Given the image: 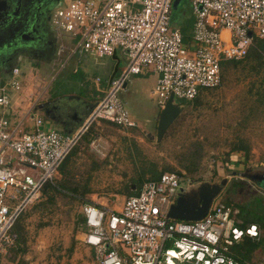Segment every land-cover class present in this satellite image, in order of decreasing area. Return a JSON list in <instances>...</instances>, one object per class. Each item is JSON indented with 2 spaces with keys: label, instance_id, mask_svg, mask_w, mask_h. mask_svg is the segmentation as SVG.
I'll use <instances>...</instances> for the list:
<instances>
[{
  "label": "built area",
  "instance_id": "2783aa9c",
  "mask_svg": "<svg viewBox=\"0 0 264 264\" xmlns=\"http://www.w3.org/2000/svg\"><path fill=\"white\" fill-rule=\"evenodd\" d=\"M174 0H68L49 18L55 29L73 39L68 49L96 56L119 50L126 64L110 80L81 125L65 135L44 128L36 117L30 130L18 132L0 116V255L16 246L14 224L26 207L52 183L57 168L90 126L100 120L135 127L117 95L132 75L150 68L156 75L152 94L163 107L172 95L192 100L202 89L221 84V61L243 59L255 38L264 39V0H189L194 17L191 43L172 24ZM61 43L60 52L66 51ZM70 52V53H71ZM24 76L11 69L8 85L18 90ZM7 87H0L6 107ZM184 171H165L145 180L119 209L84 200L82 241L99 264H249L236 259L233 248L245 237L258 240L260 227L241 226L232 205L218 202L200 219L167 217L182 187ZM0 264H10L0 259ZM255 264H264V255Z\"/></svg>",
  "mask_w": 264,
  "mask_h": 264
},
{
  "label": "rangeland",
  "instance_id": "374dc122",
  "mask_svg": "<svg viewBox=\"0 0 264 264\" xmlns=\"http://www.w3.org/2000/svg\"><path fill=\"white\" fill-rule=\"evenodd\" d=\"M67 2L52 0L43 12L46 33L56 31L48 14L50 16ZM171 14L172 24L185 28L184 41L191 43L190 1L180 0ZM62 42L74 45L72 41ZM60 47V43L52 41L40 54L21 51L12 60L0 64V77L6 76L11 66L17 64L22 72L44 76L46 81L56 75L51 92H64L69 86L78 94H95L110 71L102 65L91 68L89 79L81 84L72 75L73 68L79 65L77 55L66 61L65 57L58 56ZM91 58L116 65L120 70L127 62L123 54L115 60ZM242 60L229 65L218 87L200 90L197 102L194 98L181 103L174 98L173 102L180 103L181 110L159 140L154 124L162 108L152 94L155 74L142 71L132 75L117 95L125 103L129 115L144 130L106 121L93 123L57 168L51 184L58 190L42 191L19 215L16 221L18 244L4 259L10 264H99L93 249L82 241L85 229L81 205L87 200L119 209L128 196V184L138 175L136 167L141 166L155 165L158 171L165 167L170 168L169 171H186L182 187L189 201L194 199L195 202V190L199 186L216 183L220 190L210 207L225 201L255 204L247 206L246 211L251 218L259 219L255 198L264 201V179L253 183L250 177L264 175V65L258 67L254 59ZM96 76L100 77L101 84H96ZM8 89L6 93L10 98L11 89ZM244 147L248 154L243 161ZM256 222L262 225L260 243L252 250L247 246L233 248L234 253H246L249 264L259 262L264 255V218Z\"/></svg>",
  "mask_w": 264,
  "mask_h": 264
},
{
  "label": "crops",
  "instance_id": "0c3cea01",
  "mask_svg": "<svg viewBox=\"0 0 264 264\" xmlns=\"http://www.w3.org/2000/svg\"><path fill=\"white\" fill-rule=\"evenodd\" d=\"M39 3H43V1L39 0L38 2L34 3L35 6L32 9V13L29 14L28 17L26 18L27 31H31L32 33H34L33 37L29 38V40L23 41L22 46L18 51L17 55L24 50H31L36 54H40L44 50V47L52 41L56 43H60V45L61 43H64L62 42V40L75 42L73 39H70L69 37L60 34L56 29H55L56 31L52 33H46L44 31L43 20H42V13L44 10L42 11V9L39 7ZM193 19L194 17L192 15L191 24H193ZM179 28L181 30V27ZM66 47L68 48H66L65 52H60V49L58 50V56L65 57L66 59L65 58L64 59L67 61L68 58L72 57L73 55H77V62H79V65L77 67H74L72 70V75L74 76V78H76V80L79 81L81 84H84V81L89 79L88 78L89 70L91 68L97 67L98 65H102L105 66L110 71L108 72V77L105 79L104 85L99 86L97 90H95L97 94L96 93L91 94L87 92L78 94L74 92L72 89H69V86L67 90L64 92L54 93L51 92L50 87L52 80H54L56 75L52 76V78L49 79V81H46V78L44 76H38V75L32 76L30 74H26L25 72L21 71V69L17 64L12 65L7 75L4 77H0V87L6 85L7 89L8 88L11 89L9 94L10 98L8 105L6 107L0 106L2 108L0 111V116L7 118L11 122V124L17 129L18 132H24L30 130L34 124L35 118L41 117L44 121V125H43L44 128L55 129L65 135L73 133L81 125L84 119L88 116V114L90 113L91 109L96 104V102L102 98L106 88L108 87L110 80L117 77L122 70V69L120 70L116 65H113L111 63L110 64L106 63V61L99 62L96 61V59L91 58V57L93 58L108 57L115 60L119 55H122V53L119 50H116L113 56L94 57L91 55V53L84 52L81 49H76L74 52L70 51L71 52L70 53L68 49L72 48L73 45L71 46L69 44H66ZM64 63L62 65H64ZM81 64L83 65L82 67L80 66ZM13 67H18L22 76H24V80H21V84H22L21 88L18 90H15L8 85V80L9 77L11 76V69ZM61 71L62 68L57 70L58 73ZM144 73H154L155 77L153 74L154 77L153 83L155 84L157 78L156 73L150 68H145L143 70V74ZM94 79L96 84L97 83L101 84L100 77L96 76ZM125 86H127V82ZM160 108L162 107L160 106ZM158 118H159V113H157L155 117L156 124H154V126L156 125V127H157ZM26 120H28L29 123L26 124L25 123ZM100 121H104V120H100ZM135 127L141 128L140 126L137 125V123ZM124 128H133V127H124ZM86 133L87 131L82 135V137ZM148 134L150 133H147V135ZM78 142L76 144H78ZM75 145L73 146V148L75 147ZM136 172L138 173L137 177L139 176L142 177L141 168L136 167ZM144 177H148L147 172L144 173ZM236 215L238 217V211ZM7 257L8 256L0 255V259L3 261H6L5 259H7Z\"/></svg>",
  "mask_w": 264,
  "mask_h": 264
},
{
  "label": "water",
  "instance_id": "95a60500",
  "mask_svg": "<svg viewBox=\"0 0 264 264\" xmlns=\"http://www.w3.org/2000/svg\"><path fill=\"white\" fill-rule=\"evenodd\" d=\"M180 0H174L172 8L176 7ZM20 6V0H0V31L3 28L12 26L15 23L16 9ZM37 6V5H36ZM7 13L8 19L1 21L3 15ZM9 44H14V41L4 42V46L8 47ZM174 97L169 96L165 105L162 107L157 127L156 134L157 140L162 137L164 131L168 128L171 122L176 118L181 110L180 104L173 102ZM257 179H264V175H255ZM220 186L216 183L206 184L199 186L196 191L195 202L189 201L185 194V187H181L179 195L172 205H170L167 217L172 219H186V220H197L202 218L209 210L212 199L218 194ZM190 197H193L190 195Z\"/></svg>",
  "mask_w": 264,
  "mask_h": 264
},
{
  "label": "trees",
  "instance_id": "16d2710c",
  "mask_svg": "<svg viewBox=\"0 0 264 264\" xmlns=\"http://www.w3.org/2000/svg\"><path fill=\"white\" fill-rule=\"evenodd\" d=\"M181 31L183 33V36H184V40H185V37H186V34H187V31L185 28H182L181 27ZM246 60H249V59H254L256 61V65L258 67H261L264 65V39H261V38H255L254 41H253V44L251 45L249 51H248V54L244 57ZM243 58V59H244ZM243 60H238V61H233V60H222L221 61V80L222 78L224 77V73L225 70L229 67V65L232 63V64H238L240 62H242ZM197 97V96H196ZM194 99V102H197V99ZM181 101V103H183L184 101L183 100H179ZM191 101V100H189ZM85 139L86 141H88L89 139L86 138L85 136ZM245 150L243 152V156H244V159L243 161L246 159V156L248 154V149H246V147H244ZM66 159V158H65ZM64 161V160H63ZM62 161V162H63ZM192 165L190 166H193L194 163H191ZM152 167H145V166H141V171H142V177L139 176V177H136L134 179H132V183H129L127 188H128V191L126 192V194L128 195H132V194H135L140 185L142 184L143 181L145 180H155L157 179L161 173L165 172V171H169L171 170L170 168H163L161 169L160 171H158L155 167V165H151ZM188 171H191V168L189 167H186ZM148 173V177H144V173ZM178 173H180V171H177ZM185 174H186V171H185ZM132 184L135 186L134 189L132 188ZM58 190V187L55 185H52L51 183H46L43 188H42V191L46 192V191H57ZM41 191V192H42ZM72 192H75V189H72ZM256 200V204L259 205L258 207V211H259V219L261 218H264V201H262L260 198L256 197L255 198ZM225 203L226 205H232L234 208L236 207L238 209V218L241 220L240 221V225L241 226H244L248 223H255V224H258L256 221L259 220V219H254V218H251L250 214L248 211H246V207L247 206H254L255 204H245V205H241V204H230V202L228 201H225L223 202ZM254 219V220H253ZM259 226H262L260 224H258ZM14 231L17 233V230H16V222L14 224ZM260 243V237L258 240L256 239H252V238H249V237H245L238 245H236L235 247H245L247 246L249 249H253L257 244ZM18 244V233H17V240H16V245ZM16 247V246H15ZM13 249V248H12ZM235 256H236V259L239 260L240 262H244V263H249V256L245 253V254H240V253H234ZM9 263V262H8Z\"/></svg>",
  "mask_w": 264,
  "mask_h": 264
},
{
  "label": "flooded vegetation",
  "instance_id": "af4514ba",
  "mask_svg": "<svg viewBox=\"0 0 264 264\" xmlns=\"http://www.w3.org/2000/svg\"><path fill=\"white\" fill-rule=\"evenodd\" d=\"M39 0H20V6L16 9L15 14V23L12 26L3 28L0 31V64L6 63L14 58L17 55L18 51L20 50L23 41L29 40V38L33 37L31 31H27L26 25L27 21L26 18L29 14L32 13V9L34 8V3L38 2ZM43 3H39V7L42 11L46 10L47 7L50 5L52 0H42ZM43 11V12H44ZM43 14V13H42ZM8 14L5 13L2 17L1 21H5L8 19ZM49 18V14H48ZM27 31V32H26ZM14 41V44H9L8 47L4 46V42ZM254 180L253 183L256 181H260L261 179H257L255 176L250 177Z\"/></svg>",
  "mask_w": 264,
  "mask_h": 264
}]
</instances>
